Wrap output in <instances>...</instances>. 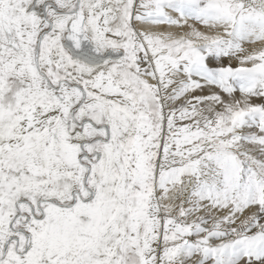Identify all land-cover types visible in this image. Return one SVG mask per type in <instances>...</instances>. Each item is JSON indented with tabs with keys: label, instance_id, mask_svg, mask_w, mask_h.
Instances as JSON below:
<instances>
[{
	"label": "snow or ice",
	"instance_id": "6c2138e0",
	"mask_svg": "<svg viewBox=\"0 0 264 264\" xmlns=\"http://www.w3.org/2000/svg\"><path fill=\"white\" fill-rule=\"evenodd\" d=\"M0 264H264V0H0Z\"/></svg>",
	"mask_w": 264,
	"mask_h": 264
}]
</instances>
